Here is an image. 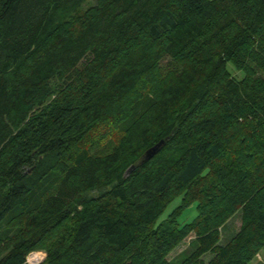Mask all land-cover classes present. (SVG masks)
<instances>
[{"label":"trees","instance_id":"16d2710c","mask_svg":"<svg viewBox=\"0 0 264 264\" xmlns=\"http://www.w3.org/2000/svg\"><path fill=\"white\" fill-rule=\"evenodd\" d=\"M33 253H264V0H0V264Z\"/></svg>","mask_w":264,"mask_h":264},{"label":"rangeland","instance_id":"374dc122","mask_svg":"<svg viewBox=\"0 0 264 264\" xmlns=\"http://www.w3.org/2000/svg\"><path fill=\"white\" fill-rule=\"evenodd\" d=\"M175 206V203L172 204L168 211L165 213V215L163 216L162 220H165L170 211L173 209V207ZM196 204L193 205L191 208L187 209L184 214L182 215V217L180 218L179 222L181 225L187 224L192 222L198 215L197 213V209H196ZM241 226V216L240 214L235 216L234 218H232L225 226V228L221 231L222 232V244H225L229 241V239H231L240 229ZM195 236L194 235H190L189 237H187L183 243H181L168 257L169 260H172L174 262L178 261L180 256L182 254H184L187 250H189V248L191 247V243L194 240ZM39 257L42 255L38 254ZM40 257V258H41ZM40 258L38 257H34L31 259L32 264L33 263H37V261L40 260ZM212 258L211 254H208L205 256V260L209 261ZM250 264H264V253H261V255H259L257 257V259L253 260Z\"/></svg>","mask_w":264,"mask_h":264},{"label":"water","instance_id":"95a60500","mask_svg":"<svg viewBox=\"0 0 264 264\" xmlns=\"http://www.w3.org/2000/svg\"><path fill=\"white\" fill-rule=\"evenodd\" d=\"M165 142L162 140L161 142H159L158 144H156L154 147H152L150 150H148L145 154V156L143 157V159L141 160V164L147 162L148 160L152 159L156 154H158L161 149L164 147ZM133 169H135V166L132 167L129 171L131 172Z\"/></svg>","mask_w":264,"mask_h":264},{"label":"built area","instance_id":"2783aa9c","mask_svg":"<svg viewBox=\"0 0 264 264\" xmlns=\"http://www.w3.org/2000/svg\"><path fill=\"white\" fill-rule=\"evenodd\" d=\"M33 255H34V254H31V255L28 257V259H27V263H28V264H32L31 259L33 258V257H32ZM35 255H36V257H38V258L41 257V256L39 257L38 254H35ZM43 261H44V256H42V257L40 258V260L37 261L36 264H41ZM33 264H35V263H33Z\"/></svg>","mask_w":264,"mask_h":264}]
</instances>
